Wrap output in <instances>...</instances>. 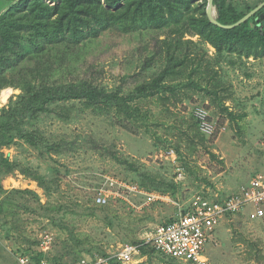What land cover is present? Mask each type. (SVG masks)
<instances>
[{
	"label": "rangeland",
	"instance_id": "rangeland-1",
	"mask_svg": "<svg viewBox=\"0 0 264 264\" xmlns=\"http://www.w3.org/2000/svg\"><path fill=\"white\" fill-rule=\"evenodd\" d=\"M230 1L241 7H254L262 0ZM8 5L7 0H0V13ZM176 30L171 26L166 32ZM154 35L106 33L88 44L75 78L84 77L109 89L132 87L135 77L143 79L137 76L152 52ZM187 39L199 41L197 36ZM206 48L213 57L215 49L209 45ZM232 63L223 64V75L232 93L226 106L236 120L196 93L192 99L169 108L153 102L149 107L157 118L164 116L168 124L156 128L157 133L152 134L143 128H125L117 120L95 115L91 110L79 111L83 106L78 103L72 122L46 119L39 124L46 135L74 142L72 152L55 156L56 160L51 161L40 158L38 152L22 142L4 149L21 168L33 169L57 184L47 193L36 181L23 175L21 168L5 177V190H32L40 196L41 206L27 197L24 201L32 211H20L18 217L10 218L9 224L0 221V264H19L18 257L24 251L42 254L51 262L54 256L65 255L64 264L113 255L125 244L144 242L157 227L186 210L197 193L226 198L264 171V59L234 58ZM11 89L8 102H0V108L21 93L19 89ZM202 108L216 125L213 135L204 134L207 147L199 145L198 140L190 143L184 136L190 132L192 115L196 116V111ZM177 148L180 153L176 152L175 160L166 158V151ZM114 155L141 171H149L157 179L174 183L177 191L168 194L167 202L146 204L144 196L133 195L127 199L129 202L118 199L105 208L96 206L94 198L98 191L110 188L108 178L140 186L139 175L129 165L118 163ZM50 166L58 172L49 170ZM46 236L51 240L44 245ZM212 238L206 250L210 264H264V219L249 220L243 213L227 217ZM141 258L139 264H180L159 253L144 256L141 252Z\"/></svg>",
	"mask_w": 264,
	"mask_h": 264
},
{
	"label": "trees",
	"instance_id": "trees-1",
	"mask_svg": "<svg viewBox=\"0 0 264 264\" xmlns=\"http://www.w3.org/2000/svg\"><path fill=\"white\" fill-rule=\"evenodd\" d=\"M7 1L8 7L0 13V93L7 88L21 91L0 108V221L7 224L20 211L33 210L24 201L27 197L39 206L41 198L32 190L4 189L5 177L19 171L21 165L3 150L22 142L38 152L40 158L55 161V156H64L75 148L74 142L46 135L39 126L44 120L70 123L79 103L83 106L79 111L91 110L95 115L117 120L125 128H143L156 134L155 129L164 128L168 122L164 116L157 118L149 106L153 102L168 108L177 106L196 93L236 120L226 106L232 93L224 79L223 64H234V58L264 59V8L240 26L222 29L207 16L209 0ZM258 5L241 7L230 0H214V18L222 25H234ZM171 26L177 30L167 33ZM114 31L155 34L152 52L137 76L143 79L132 76V87L109 89L84 77L75 78L88 44ZM187 36H197L199 41ZM208 45L215 49L213 57L209 56ZM192 120L188 124L190 132L184 136L190 143L198 140L199 145L207 147V136L201 131L199 120L195 115ZM175 152L180 153V149ZM114 159L139 175L140 187L167 196L177 191L174 183L157 179L126 159L115 155ZM49 170L58 172L51 166ZM21 172L47 193L57 184L30 168H21ZM141 252L144 256L159 253L150 245H143ZM30 253L24 251L20 255H29L34 261L43 258L42 254ZM64 256L57 255L52 260L64 264Z\"/></svg>",
	"mask_w": 264,
	"mask_h": 264
},
{
	"label": "built area",
	"instance_id": "built-area-1",
	"mask_svg": "<svg viewBox=\"0 0 264 264\" xmlns=\"http://www.w3.org/2000/svg\"><path fill=\"white\" fill-rule=\"evenodd\" d=\"M196 117L204 134L215 133L216 125L212 123L207 110L198 109ZM165 156L175 160L176 152L166 151ZM107 183L110 188L100 189L94 198L96 206H108L112 200L118 199L127 201L133 195L144 196L146 204L167 202L169 199L160 193H150L136 183H122L113 178H108ZM241 213L246 214L249 220L264 219V171L254 175L245 185L226 198L197 193L192 197L186 210L180 211L172 222L157 227L154 234L141 244L128 243L113 255L81 259L73 264H139L143 245H150L162 255L183 264H210L206 250L217 228L227 217ZM43 238L46 239L44 245L51 240L48 236ZM18 261L19 264H56L46 258L34 261L29 255H20Z\"/></svg>",
	"mask_w": 264,
	"mask_h": 264
},
{
	"label": "water",
	"instance_id": "water-1",
	"mask_svg": "<svg viewBox=\"0 0 264 264\" xmlns=\"http://www.w3.org/2000/svg\"><path fill=\"white\" fill-rule=\"evenodd\" d=\"M213 2L214 0H209V4L207 7V16L209 18V20L215 24L217 27L222 28V29H234L240 25H242L243 23H245L246 21H248L251 17H253L254 15H256L260 10H262L264 8V2L261 3L260 5H258L255 9H253L252 11H250L247 15H245L242 19H240L237 23H235L234 25H222L219 22H217L214 18V13H213ZM262 18H264V15L261 16Z\"/></svg>",
	"mask_w": 264,
	"mask_h": 264
},
{
	"label": "bare ground",
	"instance_id": "bare-ground-1",
	"mask_svg": "<svg viewBox=\"0 0 264 264\" xmlns=\"http://www.w3.org/2000/svg\"><path fill=\"white\" fill-rule=\"evenodd\" d=\"M12 93H13V89H11V88L4 89L0 95V102L2 104H6L9 100L10 96L12 95Z\"/></svg>",
	"mask_w": 264,
	"mask_h": 264
}]
</instances>
